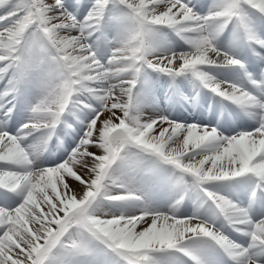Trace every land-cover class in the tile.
<instances>
[{
  "label": "snow or ice",
  "instance_id": "snow-or-ice-1",
  "mask_svg": "<svg viewBox=\"0 0 264 264\" xmlns=\"http://www.w3.org/2000/svg\"><path fill=\"white\" fill-rule=\"evenodd\" d=\"M0 264H264V0H0Z\"/></svg>",
  "mask_w": 264,
  "mask_h": 264
}]
</instances>
